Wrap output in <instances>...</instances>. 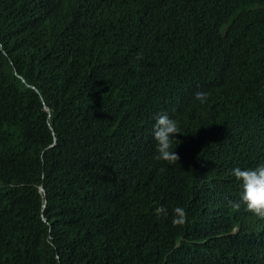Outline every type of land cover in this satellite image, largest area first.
I'll return each mask as SVG.
<instances>
[{
  "label": "trees",
  "instance_id": "obj_1",
  "mask_svg": "<svg viewBox=\"0 0 264 264\" xmlns=\"http://www.w3.org/2000/svg\"><path fill=\"white\" fill-rule=\"evenodd\" d=\"M260 162L264 0H0V264H264Z\"/></svg>",
  "mask_w": 264,
  "mask_h": 264
},
{
  "label": "clouds",
  "instance_id": "obj_2",
  "mask_svg": "<svg viewBox=\"0 0 264 264\" xmlns=\"http://www.w3.org/2000/svg\"><path fill=\"white\" fill-rule=\"evenodd\" d=\"M195 100L205 103L208 94L205 91L194 93ZM176 133H180L178 121L170 117L167 112H162L155 117L152 125V138L154 141V158L157 160L175 162L179 159L173 141L176 140ZM232 177L238 181L240 186L239 202H243L246 210L255 216L264 218V162L254 167H233L230 169ZM239 202H233L234 208L239 207ZM156 216L166 214V209L158 205L152 209ZM173 223H183L186 218V211L183 207L176 206Z\"/></svg>",
  "mask_w": 264,
  "mask_h": 264
},
{
  "label": "water",
  "instance_id": "obj_3",
  "mask_svg": "<svg viewBox=\"0 0 264 264\" xmlns=\"http://www.w3.org/2000/svg\"><path fill=\"white\" fill-rule=\"evenodd\" d=\"M42 189V191L44 192V189L43 188H41Z\"/></svg>",
  "mask_w": 264,
  "mask_h": 264
}]
</instances>
